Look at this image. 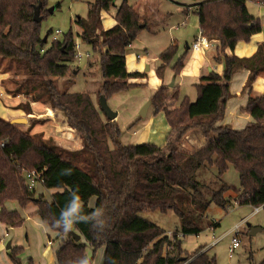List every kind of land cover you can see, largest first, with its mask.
<instances>
[{
  "label": "trees",
  "instance_id": "trees-1",
  "mask_svg": "<svg viewBox=\"0 0 264 264\" xmlns=\"http://www.w3.org/2000/svg\"><path fill=\"white\" fill-rule=\"evenodd\" d=\"M113 1H87L85 17H77L75 22L81 30L80 42L99 55L103 81L98 95L105 99L138 87L131 81L145 74L128 71L125 54L139 33L149 30L148 20L129 0H121L113 25L102 29L103 15ZM247 2L264 6V0H203L196 5L199 35L216 41L218 55L214 61L222 65L221 74L211 72L200 78L195 86L196 100H183L177 108L169 103L175 89L159 86L150 106L154 115L163 114L169 127L164 144L125 146L118 123L106 118L103 122L88 93H70L59 89L54 81L65 78L68 65L74 61L76 36L68 30L60 40L49 42L53 32L49 30L43 43L40 22L49 14L46 0H0V60L17 61L26 76L13 95L41 102L59 114L81 145L77 150L55 149L40 134L30 135L0 118V224L20 228L24 219L18 210L33 205V215L57 240L63 239L55 252L56 264H91L101 248L102 264H216L207 250L191 256L201 246L189 255L182 249V238L197 236L204 229L203 214L211 203L221 208L230 206L224 197L229 189L226 184L210 190L205 201L202 193L207 188L201 190L197 173L211 167L222 176L233 167L240 188L236 206L264 207V92L247 99L242 114L251 121L243 128L219 124L231 98L232 75L240 69L248 71L243 89H251L256 78L264 74L263 45L246 58L226 54L261 31L260 20L248 13ZM35 8L39 23L33 21ZM177 52L173 43L158 55L157 79L163 78L167 68L174 77L180 74L186 51L179 56ZM18 108L31 114L28 102ZM34 124L31 121L29 128ZM194 133H199L204 143L192 152L182 151L180 146ZM27 172L39 175V185L51 192L49 200L29 189ZM92 198L94 204L89 207ZM6 203H14L17 210H7ZM155 212L176 216L180 238L176 234L168 237L141 216ZM217 226L206 222L208 229ZM72 233L81 241H74ZM23 252L18 246L7 250L9 263L33 264ZM259 264H264V258Z\"/></svg>",
  "mask_w": 264,
  "mask_h": 264
},
{
  "label": "rangeland",
  "instance_id": "rangeland-1",
  "mask_svg": "<svg viewBox=\"0 0 264 264\" xmlns=\"http://www.w3.org/2000/svg\"><path fill=\"white\" fill-rule=\"evenodd\" d=\"M87 1L91 0H83V2L72 0H46L45 8L49 14L40 22V33L43 37L49 30H59L62 34L71 30L76 36V38H74V61L68 65L69 71L65 78L55 79L54 81H56L59 89H66L70 93H88L99 117L104 122L105 117L98 108V98L100 96L98 95V92L103 81L98 66L99 55L92 52L89 46L80 42L78 36L79 33H81V30L75 24L77 17H85ZM156 1L159 4V12L162 16H157L155 14L149 15V11L142 13L141 15L148 20L149 30H142L133 42L135 45L131 46L132 49L130 48L129 54L131 55L133 53L135 54V50L140 44L145 48V51L140 49L142 54H144V59L139 60L138 62L136 61V63L135 61L133 62L140 68V70H143L146 65H157L158 55L169 46L170 39L177 42L180 50L185 47L186 43H190L189 40L191 38L192 28L188 21L186 27L182 28L179 26L183 17L177 12L178 8L174 4L176 0H155V2ZM186 1L192 2V0ZM120 2L121 0H114L108 12L103 15L102 29H107L113 25V16ZM129 3H132L139 11V8H141L146 1L141 0V2H138L137 0L135 2L129 0ZM246 5L251 15L256 16L259 14L260 19L264 21L263 14L258 13V8H256L255 4L247 2ZM170 13H173V17L170 16ZM59 36H61V34ZM48 45L49 44L47 43L46 47ZM214 53L215 56L218 55L215 49ZM25 78L26 76L23 66L19 65L17 61L12 60L10 62L8 60H0V118L8 122L24 118L27 121L26 124H14L18 130L23 132L27 131L30 135L40 134L42 139L55 149H79L81 145L78 135L63 123L62 117L59 114L51 111L41 102H33L32 100L27 99L24 95H13L14 91L18 89ZM260 86L261 85L254 90V96L259 94L256 91H258ZM246 89L247 88H244L242 92L246 91ZM135 96L138 97V91H133L130 94L115 95L112 98L106 99L109 108L118 113V120L116 117L114 121L118 123L122 132V144L125 146L144 143H150L157 146L162 145L165 138L163 137V139H161L163 136V134L161 136L162 125L167 127L162 115L156 114L150 119L152 115H150L149 111L147 116L145 115L143 118L139 117L138 112L144 104L140 105L139 101H133ZM27 102L31 109V114L29 115H26L22 111V108H18V105ZM46 112L51 114L52 118L50 120L39 123L35 122V124L29 128L31 123L29 117L34 114H43ZM240 114H242V109L240 110ZM243 122V120H240L236 125L237 127L234 129L239 130V127L242 126ZM195 135H197V137ZM201 143L202 139L201 136H199V133H194L189 135L188 139L184 141L180 148L182 151L192 152L199 148L202 145ZM108 146L109 149L112 148L110 144H108ZM196 179L202 185L201 190L205 188L208 189L203 190L202 193L205 201L207 200L206 197H209L208 194H210V190L216 189L221 184H226L229 189L224 197L226 200H229L230 208H221L211 203L203 214L204 221L201 223V227H204V229L197 236L188 235L182 238V249L189 255L190 253H193L197 247L201 246L202 249L196 255H191L195 257L205 251L204 245H206L208 247L207 255L214 257L216 264H250V259L253 264H259L264 258V233H258L255 237L248 235L247 224L254 225L260 221L262 222L264 218V210L251 217L246 223L241 224L238 231L239 233L237 234L239 247L231 254V258L228 257L227 246L229 245L231 238V235L229 236L228 232H230L242 218L246 217L253 211V208L248 206L231 207L236 197L240 194L237 172L233 167L229 166L224 175L218 176L215 168L207 167V169H202L197 173ZM34 191L36 195V189ZM37 195H41L44 199L49 200L47 194ZM93 204L94 199L92 198L88 202V206L93 207ZM20 212L21 213H18L21 217L23 210ZM141 216L161 228L168 237L176 234L177 237L180 238L179 220L173 213L168 212L167 214L162 215L155 212L141 214ZM207 221L218 223V226L215 229L209 230L206 227ZM20 228H22V235L18 234V236H20L19 239H21L28 248L27 253L26 247H22L24 249L23 254L26 257L27 255H30L33 259V264H46L47 254L56 247L54 245L55 243H53L57 242L56 235L48 230L46 226L41 224L38 217L33 220L25 221ZM20 228L17 229L20 231ZM47 240H49V242L52 240V243L48 244ZM215 242V246L209 247L211 243ZM12 247L15 246H11L10 248ZM86 253L88 256L92 255L90 248L87 247ZM25 256H23L22 259L25 260ZM102 256L103 248L98 249L94 253L91 264H102Z\"/></svg>",
  "mask_w": 264,
  "mask_h": 264
},
{
  "label": "crops",
  "instance_id": "crops-1",
  "mask_svg": "<svg viewBox=\"0 0 264 264\" xmlns=\"http://www.w3.org/2000/svg\"><path fill=\"white\" fill-rule=\"evenodd\" d=\"M145 1H146V3L143 4L141 8H139L138 12L140 15L142 13H144L145 11H149V13H148L149 15L155 14L157 16H162V14L159 12V4L157 1H156L157 3L155 2V0H145ZM202 1L203 0L187 2L186 0H176V2L174 3L175 6L178 8L177 12L179 14H181L183 17V19L179 23V26L182 28L186 27L187 21H188L190 23L191 28H192V34H191V38L189 40L190 43H186L185 47L182 50H180V48L178 47V52H177L178 56L180 54H182L183 51L184 52L186 51V56H185L184 61H183V68H182V71L180 72V74L178 76L174 77L171 70L169 68H167L163 74V78L161 80H159L155 76V69L158 66V63H157V65L155 64L152 66L146 65V66H144L143 70H140V68L138 66H136L135 63H136V61L138 62L139 60L144 59L143 58L144 54H142L140 49L145 51V48L143 47L142 44H140L137 47V49H139V50L136 49L135 54L133 53L134 55L133 54L131 55V54H129L130 48L132 45H135L132 43V45L127 48L126 54H125V62H126L127 70L130 72L144 73L145 76L143 78L135 79V80L131 81L132 83L137 84L138 87L130 89L127 92L120 93L118 95L130 94L133 91H138V97L135 96L133 101L134 100L137 102L139 101L140 105L141 104L143 105L145 102H148V101L150 102L151 97L155 94V92L159 86L163 85L165 87H169L168 85L171 83V81H173L172 86L169 88H174L175 92L172 94L169 103H170L171 108H177L181 105L183 100H187L189 103H193L196 100L195 86L199 82L200 78L207 77L211 72H213L217 75L221 74L222 69H223L222 65L214 62V58H215L214 49L216 46V41L212 40L211 45L206 49H202V50L197 51V52L190 50L191 43L199 36L198 17L195 15V11H196V5ZM138 2H141V0H138ZM255 6H256V8H258L257 9L258 13H262L264 16V6H258V5H255ZM246 8H247V5H246ZM247 10H248V8H247ZM248 13H249V11H248ZM170 16L173 17V13H170ZM252 16L255 18H258L260 20V24H261L260 25L261 26L260 33L252 36V38L250 39V41L248 43H243V42L238 43L232 52L226 51V54L228 56L234 55L238 58H246V57L251 56L255 52L256 47L258 45L264 46V21H262L260 19L259 14L256 16H254V15H252ZM173 43H175L177 45V42H175L173 39H170L169 45H171ZM135 48H136V46H135ZM134 61H135V63H133ZM145 67H147L148 71H144ZM247 76H248V71H246L244 69H240L232 75L230 82H229V92L231 94V98L226 103L225 111H224V117L221 120V122L219 123L220 125H229L231 128L234 129L237 127L236 125L240 122V120H243L244 122H243L242 126L239 127L241 129L244 127V125L246 123L251 121V119L248 115L240 114V110L241 109L243 110V108L247 102V99L249 97H259L264 92V74H260L256 78L251 89L247 88L246 91L242 92L243 87H244L245 82H246V79H247ZM259 85H261V86L259 87L258 91H256L259 94L257 96H254L253 92L255 89L258 88ZM132 95H136V94H132ZM130 98H132V97H130ZM149 111H150V115H152V117H150V119H151V118H153L154 111L150 105L146 111V116L149 114ZM159 114H161L163 117L162 113H159ZM163 119H164V117H163ZM117 120H118V113H117ZM165 124H166V122H165ZM166 126L167 127H164V125H162L161 136H162V134H163V136L161 139H163V137H165L162 145L164 144L166 136L169 132V127L167 124H166ZM195 136L197 137V135H195ZM199 136H201V135L199 134ZM196 139H198V138H196ZM201 139H202L201 144H203L204 139L202 137H201ZM121 143H122V141H121ZM162 145H160V146H162ZM35 189H36L37 194H43V195L47 194L48 196L51 194V192L46 191L39 184H37L35 186ZM233 206H236V204L234 202H233L231 207H233ZM5 208L7 210H17L16 205L14 203H6ZM263 210H264V207H261L260 209H258V211L256 213H254V209H253V211L249 215H247L246 217L242 218L238 224L246 223L251 217L257 215L260 211H263ZM18 212L21 213L20 210H18ZM34 212H35V207H33V206H28L26 209H24L22 212V215H21V217L24 219V222L35 219L36 216H32L34 214ZM263 222H264V218H263L262 222L260 221L254 225H248L247 234L252 236V237H255V235L258 233H264ZM18 229H10V228H7L6 226L0 224V264H10L8 259H7V256H6L7 250L5 249V246L7 243H10V247L11 246H18V247H23V248L26 247V244L21 239H19L20 236H18V234L22 235L21 234L22 228H20L21 229L20 231ZM209 230H211V229H209ZM231 231L228 232L229 236L231 235ZM51 241L49 242V240H47V243H52ZM62 241H63V239H58L57 242H53V243H55L54 245L56 247L53 250H51L49 252V254H47L48 255L47 257L45 256L47 259L46 264H56L55 252L59 249V245L61 244ZM47 243H46V245H47ZM215 244H216V242L211 243L209 247H213V246H215ZM204 248H205V250H208V247L206 245H204ZM227 248H228V246H227ZM26 251L28 253L27 247H26ZM27 256L30 257V255H27ZM102 258H103V256H102ZM229 258H231V257H229ZM249 258H251V257H249Z\"/></svg>",
  "mask_w": 264,
  "mask_h": 264
},
{
  "label": "water",
  "instance_id": "water-1",
  "mask_svg": "<svg viewBox=\"0 0 264 264\" xmlns=\"http://www.w3.org/2000/svg\"><path fill=\"white\" fill-rule=\"evenodd\" d=\"M33 21L36 22V23H39L40 22V17H39V11L37 8H35L34 10V13H33ZM46 38L47 36L44 35L43 36V43L46 42ZM144 71H148L147 67H145ZM172 82L168 85L169 87L172 86ZM150 105V102H145L144 105L140 108L139 112H138V116L143 118L145 117L146 115V111L148 109ZM98 108H99V111L104 115V117L108 120V121H114L117 117V112L115 111H112L109 106L107 105V102H106V99L103 97V96H100L98 98ZM52 117H51V114L49 112H46V113H43V114H34L32 115L31 117H29V119L31 121H34V122H44L46 120H50ZM26 119L24 118H21V119H15V120H12L10 121L11 124H26ZM247 227H248V224H247ZM252 234V233H251ZM72 238L74 241H78L80 239V236L77 235L76 233H72ZM5 249L6 250H9L10 249V243H7L6 246H5Z\"/></svg>",
  "mask_w": 264,
  "mask_h": 264
},
{
  "label": "built area",
  "instance_id": "built-area-1",
  "mask_svg": "<svg viewBox=\"0 0 264 264\" xmlns=\"http://www.w3.org/2000/svg\"><path fill=\"white\" fill-rule=\"evenodd\" d=\"M133 1H137V0H133ZM62 35V33L59 30H55L51 33V35L49 36V42H53V41H58L60 40L59 35ZM59 36V37H58ZM211 45V41L201 37L200 35L191 43L190 45V50L191 51H200L202 49H206ZM75 58V57H74ZM1 147H3V144L0 145ZM25 179L27 180V185L29 187V189H34L36 184H39L38 179H39V175L35 172H27L25 174ZM259 208L254 209V213H256L258 211ZM241 226V223L238 225H235L231 231V238H230V243L228 245L227 248V252H228V256L231 257V254L234 252L235 249H237L239 247V243L237 240V234L239 233V228ZM51 244V243H48Z\"/></svg>",
  "mask_w": 264,
  "mask_h": 264
},
{
  "label": "clouds",
  "instance_id": "clouds-1",
  "mask_svg": "<svg viewBox=\"0 0 264 264\" xmlns=\"http://www.w3.org/2000/svg\"><path fill=\"white\" fill-rule=\"evenodd\" d=\"M73 211H75V208H73ZM67 226L70 228L71 227V222H68Z\"/></svg>",
  "mask_w": 264,
  "mask_h": 264
}]
</instances>
